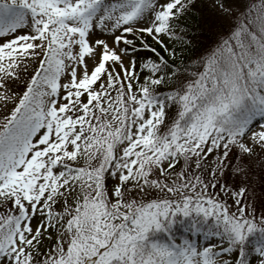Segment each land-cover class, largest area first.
Segmentation results:
<instances>
[{"label":"snow or ice","instance_id":"6c2138e0","mask_svg":"<svg viewBox=\"0 0 264 264\" xmlns=\"http://www.w3.org/2000/svg\"><path fill=\"white\" fill-rule=\"evenodd\" d=\"M0 264H264V0H0Z\"/></svg>","mask_w":264,"mask_h":264},{"label":"rangeland","instance_id":"374dc122","mask_svg":"<svg viewBox=\"0 0 264 264\" xmlns=\"http://www.w3.org/2000/svg\"><path fill=\"white\" fill-rule=\"evenodd\" d=\"M0 104H3V101L2 100H0Z\"/></svg>","mask_w":264,"mask_h":264}]
</instances>
